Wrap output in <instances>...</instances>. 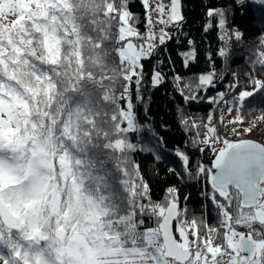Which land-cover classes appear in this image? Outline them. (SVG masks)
Returning <instances> with one entry per match:
<instances>
[{
  "label": "trees",
  "instance_id": "1",
  "mask_svg": "<svg viewBox=\"0 0 264 264\" xmlns=\"http://www.w3.org/2000/svg\"><path fill=\"white\" fill-rule=\"evenodd\" d=\"M161 1L167 6L171 0ZM236 2L246 9H237L234 0H180L184 21L169 23L164 39L153 41L146 75L135 73L137 83H143L132 107L134 69L120 58L119 49L127 40L147 39L142 37L150 31V9L142 0H21L12 19L0 15V101L21 124L14 132H28L50 145L45 147L54 166L50 184L55 179L65 193L75 191V184L101 205L106 241L113 247L143 246L152 229L163 257L178 264L164 256L158 228L170 203L178 207L174 237L191 251L184 264L200 252L205 264L225 262V214L234 230L264 236L254 206L244 205L241 193L233 194L229 186L215 188L209 178V163L226 146L223 136L239 124V141L264 146V0ZM209 9L215 17L206 15ZM122 14L135 32L124 39ZM226 28L232 34L222 49ZM169 36L166 50L160 49ZM218 48L227 55L216 58ZM193 49L197 58L185 68L178 53ZM157 52L163 53L167 82L153 89L147 74L158 62ZM211 112L235 127L213 133L207 124ZM130 116L134 132L128 127ZM57 158L70 166L66 178L59 175ZM60 198L64 204L56 215L66 219L65 206L75 197ZM7 229L0 222V264H27L26 257L35 260L39 254L41 264H63L67 258L63 246L43 252L35 241L20 244Z\"/></svg>",
  "mask_w": 264,
  "mask_h": 264
},
{
  "label": "rangeland",
  "instance_id": "2",
  "mask_svg": "<svg viewBox=\"0 0 264 264\" xmlns=\"http://www.w3.org/2000/svg\"><path fill=\"white\" fill-rule=\"evenodd\" d=\"M20 1L21 0H0V15L4 19H12L15 16L16 10L19 8ZM142 1L148 9L154 7L153 10L157 13L155 18L152 21H149L150 31L147 33V39L144 43H135L133 40H127L119 49V56L122 60L130 63V58L134 56L137 59V65L141 55H147L151 52L152 48L155 46L153 41L157 42L159 39H164L168 24L178 22L182 18L180 0H171L167 6H165L161 0H153L154 5L150 4L151 0ZM121 19L123 24L119 29L120 38L124 39L134 35V30L125 23V14L121 15ZM153 24H155V26H153ZM231 34L232 32L230 28H226L222 31V49L227 47L228 38ZM217 115L218 114L211 112L209 114L207 124L213 133L217 131L218 134H220L221 129L224 126V122H230L227 121V119L222 120L221 117H218L217 119ZM5 121H7V123H5ZM20 125L21 124H18L13 119L7 104L0 101V197L4 198L6 203H8L15 211H19L22 210L23 207H27V217L29 220L32 219V221L28 224L25 230V235L29 238L30 236L33 237L34 232H38L39 237H41V235L44 234L45 229L40 232L39 222L41 216L37 214L40 212L39 205L41 204L39 193L41 187H43L40 182V178L42 175H50L53 178V173H49L46 166L50 165L51 169L54 166L45 147H43L42 155L38 156L37 144L38 142H41L39 139L30 136L28 132H25L22 136L17 135L14 132H18ZM242 128L243 126L239 124L237 130L226 133L225 137L223 136L226 146L222 148V151L229 149L233 146L234 142L239 141V137H237L236 134L240 135L243 133ZM1 150L7 151L2 152ZM66 168L67 167H65V169ZM68 174L69 173H66L63 169L62 175L66 177ZM48 184H50V179H48ZM255 186L260 193V200L259 203L254 206V219H256V221L260 223L264 229V176L257 181ZM72 188L76 192H79L80 187H77L75 184L72 185ZM73 199L74 198H69L68 205L65 206L66 211L64 210L66 213L70 212L72 207L71 201ZM61 203L64 204L63 198H59L55 211H51L50 208L47 209L49 219L52 217V227L49 221L48 223L54 232H56L58 227H63L67 228L66 230L69 234L71 219H69V221L68 219H60V217L56 215L61 210L59 209ZM45 204L48 206L46 202ZM33 214L34 216L32 218ZM68 217H70V215ZM224 218L226 222L225 225L227 227V253L225 262L222 264H264V236L262 238H253L250 234L237 232L230 226L229 216L225 214ZM66 223L69 226H66ZM243 237H247L253 244V250L249 254H244L242 251L241 239ZM69 239L70 237L67 235L65 240L66 242L64 244H66ZM156 241L157 240L154 238L152 229L148 230V233L145 236V244L143 246L125 249L118 246L113 247V241H106V243L110 244V247L103 256L99 257V260L95 259L94 254L91 252L88 254V259H82L79 251L74 252L73 250L63 247L62 249L66 252L67 258L62 260V263L173 264L163 257L161 247ZM85 247H87V245H85ZM182 248H185V246H182ZM44 251L45 250H43V252ZM209 251L212 252V248H209ZM26 259L28 261L27 264L42 263L41 254L36 256L35 260H30L28 257H26ZM193 260L194 261L191 264H205V260L201 252L194 255Z\"/></svg>",
  "mask_w": 264,
  "mask_h": 264
},
{
  "label": "water",
  "instance_id": "3",
  "mask_svg": "<svg viewBox=\"0 0 264 264\" xmlns=\"http://www.w3.org/2000/svg\"><path fill=\"white\" fill-rule=\"evenodd\" d=\"M223 154V156H222ZM231 161V169L225 166L226 178L221 183L215 180L220 169L217 168V160ZM57 164L61 168L69 167V164L61 159H57ZM264 176V146L254 140H241L233 144L229 149L221 151L209 163V178L215 188L223 189L229 186L234 194L235 191L241 193V201L246 206H256L260 200V193L256 189V183ZM0 208L4 209L0 213L1 223L8 229H16V217L10 212L8 207L0 200ZM178 215L176 203H170L159 223V231L164 247V256L174 260L178 264H184L191 256L189 249L180 247L174 237L173 223ZM24 226L20 224V228ZM240 232L241 229H236ZM64 230L60 228L57 232V239L63 242ZM241 248L244 254H249L253 250L252 242L247 238L241 239Z\"/></svg>",
  "mask_w": 264,
  "mask_h": 264
},
{
  "label": "clouds",
  "instance_id": "4",
  "mask_svg": "<svg viewBox=\"0 0 264 264\" xmlns=\"http://www.w3.org/2000/svg\"><path fill=\"white\" fill-rule=\"evenodd\" d=\"M7 123V121H5ZM43 147H50L48 144H37V154L42 155ZM48 172L51 173V166H46ZM52 177L42 175L40 182L43 185L40 189L39 198L41 204L39 207L42 209L44 202H46L51 211L56 210V206L59 202V198L63 195L65 197L71 195L75 197L71 201L70 216L76 221L74 225H67L70 227L69 237L70 239L63 245L66 249L79 251L82 259H88V254L91 252L94 254V258L99 260L100 256H103L110 247L109 243H106L105 226L101 222V217L104 215V209L101 205L94 202L89 198V194L85 191H71L69 193L64 192L63 184L57 186L55 179H52V183L48 184V179ZM46 188V191H45ZM50 197V199H49ZM67 199L65 203H67ZM87 245V247H85Z\"/></svg>",
  "mask_w": 264,
  "mask_h": 264
},
{
  "label": "snow or ice",
  "instance_id": "5",
  "mask_svg": "<svg viewBox=\"0 0 264 264\" xmlns=\"http://www.w3.org/2000/svg\"><path fill=\"white\" fill-rule=\"evenodd\" d=\"M133 2H135V0H129V3L132 4ZM234 3L236 5V8H245L246 9V4L244 3H237L236 0H234ZM143 7V5H141ZM206 15L211 16V17H215L216 16V12L212 9H209L206 13ZM181 17H182V12H181ZM184 19H181V22H183ZM180 22V24H181ZM224 21H218L216 27L219 29L220 25H223ZM213 27L212 24L208 25L207 27H205L204 31L205 34H207V32ZM244 34L241 33L240 36L242 38ZM147 38V37H142V39ZM173 39L172 36H169V39L167 41H162L160 43V49H165L166 50V45L169 41H171ZM218 41H220V37H217ZM188 45L192 46L193 45V41L191 39L188 40ZM153 53L149 52L147 55H141L139 57V61H138V66H137V59L136 57H131L129 62L131 64V67L134 69V73L131 77V80L129 81V101L130 103L128 104V107H132L133 103L135 102L136 96H137V87H138V83H143V80L141 79L138 83H137V77L135 73H139L141 77H144L146 75L145 73V61H148L151 59ZM157 60L158 62L153 65L151 72L148 73V78L150 80V85L153 89H156L160 86H162L164 83H166V77L165 74L161 71V68L164 66V59L163 57V53L162 52H157ZM178 55L183 57L182 63L183 66L185 68H187L190 64L191 61H194L197 58V53L195 51V49H193V51L191 52V54H189L188 51H185L183 53H178ZM189 55H191V58H189ZM215 57L216 58H221L222 56L227 55V53L225 51H222L220 48H218L215 52ZM168 60H171V57L168 56L167 57ZM161 77H163V79H161ZM214 81H212L211 83L208 84V89L212 88L214 85ZM239 85H237L238 87ZM123 99V98H122ZM181 99L183 100V97H181ZM190 103V102H189ZM144 119H146V117H144ZM128 127L131 129V131H135V127L133 125V121L131 116L128 119ZM223 156V154H222ZM227 165L228 169H231V161H224L222 159H218L217 160V168L220 169V172L217 173V176L215 177V180L220 181L221 183L224 181V179L226 178V173H225V166ZM9 210L11 211H15L14 209L11 208V206H9ZM4 209L0 208V213H3Z\"/></svg>",
  "mask_w": 264,
  "mask_h": 264
},
{
  "label": "flooded vegetation",
  "instance_id": "6",
  "mask_svg": "<svg viewBox=\"0 0 264 264\" xmlns=\"http://www.w3.org/2000/svg\"><path fill=\"white\" fill-rule=\"evenodd\" d=\"M67 168L66 169L62 168L59 175L63 176L62 175L63 169L65 170L66 173H68V171L70 170V166L67 167ZM66 177H64V178H66ZM0 200H2L4 202V204L9 209V204L6 203L4 198L0 197ZM61 205H62V203H61ZM26 208L27 207H23L22 210H19V211L16 210L14 212L10 210V212L16 217V229H12V230L9 229V231H8V232H12L13 233V238H16L17 239L16 241H18L20 244H21V242L23 244L25 242H30V241L33 242V241H35V243H38L39 247L41 249H43V250H50V249H52V246H54L56 244H58L59 246H63L64 243L66 242L65 240H66L67 235H68L67 230H66L67 228L60 227V228H62L64 230L65 235H64V238H63V242H59L58 239H57V232H58V229H60V228L58 227L56 232H54L52 230L51 227H52L53 221L49 219V215L47 213V209L49 207L45 204V202H44L43 208L42 209L40 208V212L37 213L38 215L41 216V219H40V222H39L40 232H42L45 229L44 230V234L41 235V237H39L38 232H34L33 233V237L30 236L29 237L30 239L27 238V236L25 235V230H26L28 224L32 221V219L31 220L28 219L27 213H26ZM33 216H34V214L32 215V218H33ZM36 219H38V218H36ZM48 221H49L51 227L49 226ZM21 223L24 224V226L22 228H20V224Z\"/></svg>",
  "mask_w": 264,
  "mask_h": 264
},
{
  "label": "built area",
  "instance_id": "7",
  "mask_svg": "<svg viewBox=\"0 0 264 264\" xmlns=\"http://www.w3.org/2000/svg\"><path fill=\"white\" fill-rule=\"evenodd\" d=\"M153 4V3H151ZM154 7H152L150 10H149V20L152 21L154 18H155V15H156V12L153 10ZM154 16V17H153ZM153 26H155V24H153ZM231 127H235V124L233 125L232 123L229 124V123H225L224 122V126L223 128L221 129V131H224L225 129H231Z\"/></svg>",
  "mask_w": 264,
  "mask_h": 264
}]
</instances>
